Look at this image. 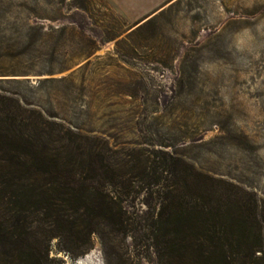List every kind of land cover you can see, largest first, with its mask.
<instances>
[{"label": "rangeland", "instance_id": "1", "mask_svg": "<svg viewBox=\"0 0 264 264\" xmlns=\"http://www.w3.org/2000/svg\"><path fill=\"white\" fill-rule=\"evenodd\" d=\"M0 79L102 142L118 180L177 159L264 197V0H168L142 16L109 0H0ZM62 240L54 264H158L129 236L95 233L78 256Z\"/></svg>", "mask_w": 264, "mask_h": 264}, {"label": "trees", "instance_id": "2", "mask_svg": "<svg viewBox=\"0 0 264 264\" xmlns=\"http://www.w3.org/2000/svg\"><path fill=\"white\" fill-rule=\"evenodd\" d=\"M178 163L118 180L102 142L0 88V264H54L52 238L78 256L95 233L129 236L158 264H264V197Z\"/></svg>", "mask_w": 264, "mask_h": 264}, {"label": "crops", "instance_id": "3", "mask_svg": "<svg viewBox=\"0 0 264 264\" xmlns=\"http://www.w3.org/2000/svg\"><path fill=\"white\" fill-rule=\"evenodd\" d=\"M116 8L124 10L126 15L142 16L150 10L161 8L168 0H109Z\"/></svg>", "mask_w": 264, "mask_h": 264}]
</instances>
